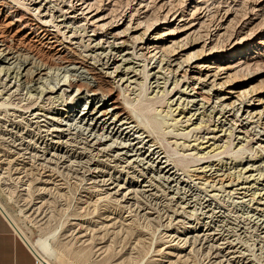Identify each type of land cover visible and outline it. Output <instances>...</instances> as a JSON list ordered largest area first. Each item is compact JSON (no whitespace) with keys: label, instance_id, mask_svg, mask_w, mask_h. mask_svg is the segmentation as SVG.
<instances>
[{"label":"bare ground","instance_id":"obj_1","mask_svg":"<svg viewBox=\"0 0 264 264\" xmlns=\"http://www.w3.org/2000/svg\"><path fill=\"white\" fill-rule=\"evenodd\" d=\"M126 1L128 11L111 15L115 0H0L4 159L86 165L90 182L127 204L163 206L167 195L180 208L171 216L182 227L167 234L175 243L196 242L219 264H254L238 239L264 241V0H249L221 46L214 41L234 22L229 7L197 40L201 0H155L153 18L150 0ZM177 82L155 117L166 145L197 159L187 168L129 105L143 88L151 99ZM227 145L234 154L215 159ZM244 147L257 151L240 157ZM5 213L43 264L65 259L53 250L56 229L33 236Z\"/></svg>","mask_w":264,"mask_h":264},{"label":"rangeland","instance_id":"obj_2","mask_svg":"<svg viewBox=\"0 0 264 264\" xmlns=\"http://www.w3.org/2000/svg\"><path fill=\"white\" fill-rule=\"evenodd\" d=\"M154 1L150 0L148 18L159 17L161 13ZM187 1L172 0V3L182 7L186 6ZM115 3L116 9L111 15L129 10L126 0H115ZM248 3L249 0H201V10L206 19L195 38L201 40L207 32L213 33L221 20L223 9L229 7L233 10L234 22H230L226 32L214 41L216 46H221ZM250 69L253 67L243 70V74ZM181 83H175L169 92L160 93L151 99L145 98L146 88H143L139 97L129 104L149 118L151 133L165 145L168 135L160 129L165 123L155 117L156 110L166 107L167 99L177 95ZM23 92L25 89H22L21 94ZM60 112L64 113L62 110ZM4 129L0 121V213L6 219L5 212L11 213L23 229L33 236L38 235L40 230L56 229L53 250H60L65 255V259L56 264H219L208 248L199 247L196 242L177 244L173 237L167 235L182 227L176 221L178 218L173 219L171 216L175 208H180H174L167 195L162 199L164 207L140 198L127 204L121 202L119 196L105 193L99 183L90 182L86 165L75 169L67 165H38L34 158H28L27 165L7 163L4 158L10 145L7 144V135L2 134ZM173 146L170 144L166 149L182 167L187 168L197 162L196 158L182 156L179 148H175L176 151L172 149ZM227 146L222 154L214 158L231 157L234 154L233 147ZM256 151L244 147L239 156L254 155ZM19 158L22 159V156ZM145 210L148 215L141 213ZM186 210V215H192L190 208ZM253 238L245 233L238 239L241 245H237L253 254L254 264H264V246H261L264 241Z\"/></svg>","mask_w":264,"mask_h":264},{"label":"crops","instance_id":"obj_3","mask_svg":"<svg viewBox=\"0 0 264 264\" xmlns=\"http://www.w3.org/2000/svg\"><path fill=\"white\" fill-rule=\"evenodd\" d=\"M0 264H34L31 248L0 213Z\"/></svg>","mask_w":264,"mask_h":264},{"label":"built area","instance_id":"obj_4","mask_svg":"<svg viewBox=\"0 0 264 264\" xmlns=\"http://www.w3.org/2000/svg\"><path fill=\"white\" fill-rule=\"evenodd\" d=\"M2 216L5 218V216L2 214ZM6 219V218H5ZM13 231L19 236L21 237L14 229ZM33 253V252H32ZM33 257H34V264H43L42 259L40 257H38L36 254L33 253Z\"/></svg>","mask_w":264,"mask_h":264}]
</instances>
